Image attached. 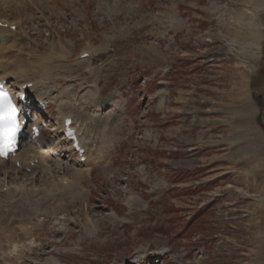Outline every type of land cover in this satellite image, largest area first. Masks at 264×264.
I'll return each instance as SVG.
<instances>
[{
	"label": "rangeland",
	"instance_id": "1",
	"mask_svg": "<svg viewBox=\"0 0 264 264\" xmlns=\"http://www.w3.org/2000/svg\"><path fill=\"white\" fill-rule=\"evenodd\" d=\"M1 22L18 40L8 73L29 68L25 82L51 92L36 110L44 147L18 155H40L43 166H0V264H264V139L260 157L239 165L255 128L240 138L231 118H201L212 125L201 166L186 112L207 102L179 99L172 75L177 63L203 60L200 81L219 84V63L236 54L252 68L264 137V0H9ZM59 51L58 68L32 67ZM20 84L8 82L16 99ZM76 99L95 139L89 167L56 129ZM95 101L107 107L95 112Z\"/></svg>",
	"mask_w": 264,
	"mask_h": 264
},
{
	"label": "crops",
	"instance_id": "2",
	"mask_svg": "<svg viewBox=\"0 0 264 264\" xmlns=\"http://www.w3.org/2000/svg\"><path fill=\"white\" fill-rule=\"evenodd\" d=\"M226 58V61L224 60L219 63V67L224 71L223 75H221L223 80L219 84L216 81H210V79H208L209 83H207L206 80L203 83L201 82L202 80L200 81L198 69L204 67L203 60L186 62L183 66H180V64L177 63V66L172 69V75L175 77L176 82L173 90L178 92L179 99H184L190 92H194L197 98L202 97L201 100H203L204 103L207 102L208 108L203 106L205 109L194 108L189 109L186 112L188 119L187 129L189 132H193L195 138L198 137L197 134H201L199 140L196 139V144H194L193 147H190V149L194 150L195 159L203 162L200 164L201 166H205L204 162L208 160L209 157V155L204 158L203 156L209 154V150L212 149L209 147L208 143L205 142V137H208L212 125L211 127L199 125L198 122L201 118H211L213 122L212 124H216L214 122H217L222 117L231 118L229 126L234 129H240L239 131L234 130V133L240 136V138L248 135V128L251 129V127H254L258 141L255 142L254 145H248L245 149H242L239 154V165L248 164L251 160L260 157L261 155L259 140L261 138L264 139V137L262 134H259V127L256 123L258 105L254 101V98H252L250 83L251 76L249 73V70H252V68L250 65L243 66L242 61L239 60V57H237L236 54L229 53ZM182 73L185 75L181 77ZM183 80H187L185 83V90L180 88V83ZM213 101L215 103H213ZM204 103L203 105H205ZM196 107L198 106L196 105ZM229 141L234 142L231 145H238L235 138H232ZM174 151L178 153L179 149L175 148ZM188 155L190 156V153H188Z\"/></svg>",
	"mask_w": 264,
	"mask_h": 264
},
{
	"label": "bare ground",
	"instance_id": "3",
	"mask_svg": "<svg viewBox=\"0 0 264 264\" xmlns=\"http://www.w3.org/2000/svg\"><path fill=\"white\" fill-rule=\"evenodd\" d=\"M8 1V0H7ZM42 4V3H41ZM3 24H7L8 26H11L9 23L7 22H1ZM15 35L16 33H13L10 29H4V28H0V84H4L5 87L6 84L8 85V82L10 80H16L18 82H20V88H22L23 85L25 84H28L29 82H25V79H26V75H27V68L25 67H22L20 64H18V66L20 65V69L18 71V74L17 73H14L17 74L18 76L15 75L12 76V74L8 71L11 70V67L9 65V59L10 58H14V60L16 62H20V59L18 60L17 55L14 57V55H10L12 53V51H14V48H17V42L18 40L15 38ZM7 39H5L4 38ZM5 39V40H4ZM4 40V41H3ZM22 45V44H20ZM63 49H65V47L63 46L62 47ZM19 49H22L21 47ZM52 51H54V49H52ZM21 52V51H20ZM88 54V58L91 57V54H90V51H83L81 54ZM55 55H53L51 53V55L49 56H45V57H41V56H38V59L36 61L35 64H33V68H40L42 71L43 69H48V68H58V58H63L65 57L64 56V52L60 51L57 52V53H54ZM56 56V57H54ZM52 58H54V60H52ZM51 61L50 63H47L48 61ZM13 61V60H12ZM13 61V62H15ZM45 61V62H44ZM12 66H15V65H12ZM28 67V66H27ZM76 69V68H75ZM78 69V67H77ZM32 70V69H31ZM30 70V71H31ZM50 70V69H49ZM29 71V70H28ZM48 71V70H47ZM51 71V70H50ZM57 71V70H56ZM60 71V70H59ZM12 72V71H11ZM24 72V73H23ZM46 72V70H45ZM50 73V72H49ZM51 74V73H50ZM54 74V73H53ZM47 75V74H46ZM10 76V77H9ZM9 77V78H8ZM51 77V76H50ZM39 79V78H38ZM37 80V79H36ZM40 81V80H39ZM51 87V86H50ZM54 91V90H53ZM47 92V93H46ZM50 92H51V89H50ZM49 90L48 88L46 87V84L45 82L43 81H40V82H37V83H34V84H31V87L27 90H20V99H22L23 97H26L28 100H29V104L31 106H36L38 104H40L42 107L47 104L46 103V98L49 99ZM45 94V96H47L46 98L43 97ZM47 94V95H46ZM93 93H90L89 96H85V98H92V96L95 97V93L92 95ZM115 96V95H114ZM83 97V96H82ZM110 97V96H109ZM84 99V98H83ZM65 100V99H64ZM49 101V100H48ZM66 101V100H65ZM72 102H74V108L72 109V111H66L65 113H59L61 115H57L60 117V120H61V123L63 124V121L65 119H68L70 118L72 120V125L73 127L75 128L76 130V136L78 137V140L82 146V149L84 150V153L83 155H81L80 157H84V165L83 166H86V167H89L90 164H91V160L93 159L92 156H96L97 154L95 153V150L94 148L96 147L95 146V143H94V138L93 136H89V132H92L91 131V128H90V125H87V120L85 119V114L83 113V108L81 106V103H78L77 99L76 100H73ZM81 102V101H80ZM64 103H67L64 102ZM97 102L95 101V104H94V109L96 110L95 112L97 111H102L104 110L107 106L105 103H102V104H96ZM107 103V102H106ZM63 104V103H62ZM77 105V106H76ZM61 106V105H60ZM66 106V105H65ZM71 106V104H70ZM64 106H62L61 109H63ZM66 109V108H65ZM61 111V110H60ZM79 113V114H78ZM85 113H87L85 111ZM33 155H30L29 157H27V159L25 161H19V166L21 167V169L23 170H26V169H35V168H38L37 166H43L42 163L44 162V159L42 158V156L40 155H36L35 153H32ZM78 157V159L80 158ZM98 159V157H97ZM38 160L37 163H35V161ZM18 161V159H14L12 162H7V161H4V160H0V166H6L7 163L9 166H12V167H15V164L16 162ZM97 162V160H96ZM32 163V165L30 164ZM92 163H95V162H92ZM92 165V164H91ZM32 166V167H31ZM85 167V168H86ZM40 168V167H39ZM4 169V168H3ZM45 170V169H44ZM89 172V170H88ZM68 184V183H67ZM71 185H67V187H70ZM4 187V186H2ZM2 187L0 188V197L3 196L2 194H4V192H2ZM17 192V191H16ZM19 192V191H18ZM9 194H11V196L13 197L14 194L17 195L16 193H13L11 191H9ZM80 194V193H79ZM30 195V194H29ZM35 195V194H34ZM10 196V197H11ZM18 196V195H17ZM17 196L16 197V200H17ZM30 196H33L32 194ZM9 197V198H10ZM21 197V195H20ZM23 197V196H22ZM19 198V197H18ZM26 198V197H25ZM30 199V198H29ZM38 202V201H37ZM20 204H23V199H21L19 201ZM26 202H24L25 204ZM36 203V201L34 202H28L27 205L24 206V210L25 207L28 208V210L30 211L32 209L33 206L29 205V204H32L34 205ZM0 205H3V204H0ZM23 207V206H22ZM3 206L0 208L2 209ZM34 209V208H33ZM26 212V211H25ZM31 213V212H30ZM5 235V234H4ZM13 247V246H12ZM14 247H17V246H14ZM20 247V246H19ZM17 250V249H16ZM12 255V254H11ZM128 264H135V257L129 261Z\"/></svg>",
	"mask_w": 264,
	"mask_h": 264
},
{
	"label": "snow or ice",
	"instance_id": "4",
	"mask_svg": "<svg viewBox=\"0 0 264 264\" xmlns=\"http://www.w3.org/2000/svg\"><path fill=\"white\" fill-rule=\"evenodd\" d=\"M16 110L12 106L11 100L6 96H0V140H3L5 146L11 144L14 140L16 125Z\"/></svg>",
	"mask_w": 264,
	"mask_h": 264
},
{
	"label": "water",
	"instance_id": "5",
	"mask_svg": "<svg viewBox=\"0 0 264 264\" xmlns=\"http://www.w3.org/2000/svg\"><path fill=\"white\" fill-rule=\"evenodd\" d=\"M262 119H263V118H262ZM262 119H261V120H262ZM261 123H262V122H261ZM262 125H264V123H262Z\"/></svg>",
	"mask_w": 264,
	"mask_h": 264
}]
</instances>
